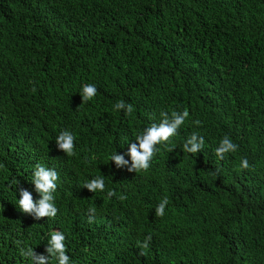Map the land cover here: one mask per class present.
Wrapping results in <instances>:
<instances>
[{"label":"trees","instance_id":"obj_1","mask_svg":"<svg viewBox=\"0 0 264 264\" xmlns=\"http://www.w3.org/2000/svg\"><path fill=\"white\" fill-rule=\"evenodd\" d=\"M185 110L129 172L136 137ZM226 135L238 147L221 159ZM37 165L58 173L57 214L40 220L19 207L20 189L40 199ZM101 177L103 191L84 188ZM56 231L69 264H264V0H0V264L48 255Z\"/></svg>","mask_w":264,"mask_h":264},{"label":"clouds","instance_id":"obj_2","mask_svg":"<svg viewBox=\"0 0 264 264\" xmlns=\"http://www.w3.org/2000/svg\"><path fill=\"white\" fill-rule=\"evenodd\" d=\"M35 91V89H33ZM97 93V89L92 84L83 86L82 89V101L92 99ZM116 109H124L126 114L132 112V105H126L125 102L120 101L115 105ZM189 116L187 110L183 113L173 111L171 116L168 113H161V123L159 125L153 124L149 128L145 129L143 134L136 137V143H132L129 147L127 155L130 156L131 166L127 168L129 172H136L141 170H147L150 166V161L154 154L158 151L156 146L158 144L167 143L171 137L175 136L184 124L186 118ZM195 124L199 125L200 121H195ZM74 135L69 131H63L57 137L56 144L59 150L67 155L73 154L74 149ZM204 145V138L194 133L184 144V150L188 153H197L202 149ZM237 145L233 143L226 135L220 142V146L215 150L216 155L223 159L226 153L235 152ZM172 151V149H169ZM111 161H114L116 167L122 168L128 165V161L124 159L122 155L113 154ZM240 167L242 169H249L250 165L248 160L242 159ZM58 180V173L54 169L46 168L42 165H37L34 173L33 184L35 190L39 194L40 199L38 201L33 200L31 193L25 189H20L19 207L21 210L33 217L35 220H40L44 217H55L57 214V208L54 203L53 193L56 190V181ZM104 179L95 178L84 185L89 192L103 191ZM115 193L108 192V196L111 197ZM123 199V197H121ZM169 203L167 197H165L156 207L155 214L159 217H163L165 214V207ZM90 213H94L95 209H89ZM91 219V217H90ZM65 236L62 232L56 231L51 234L49 246L45 249L48 255L37 254L33 249L28 248L22 254L29 257L32 264H48L49 256L55 257L58 264H69V256L66 254L65 248ZM151 236H148L144 243L139 244L142 249L149 247Z\"/></svg>","mask_w":264,"mask_h":264}]
</instances>
